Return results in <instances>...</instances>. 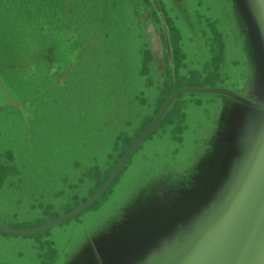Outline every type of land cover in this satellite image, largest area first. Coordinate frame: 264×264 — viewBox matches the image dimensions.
I'll use <instances>...</instances> for the list:
<instances>
[{
	"label": "water",
	"instance_id": "1",
	"mask_svg": "<svg viewBox=\"0 0 264 264\" xmlns=\"http://www.w3.org/2000/svg\"><path fill=\"white\" fill-rule=\"evenodd\" d=\"M134 1L0 0V110L31 126L25 107L59 113L61 99L75 134L63 149L47 142L38 150L24 126L20 139L4 130L0 209H12L2 199L9 192L34 217L0 222V234L38 241L85 218L131 169L117 204L90 226L96 245L77 251L73 243L70 264H264V0H218L227 14L204 15L192 6L199 0ZM57 9L70 17L79 52L63 83L45 57L58 38L44 35ZM108 54L119 80L99 68ZM81 60L97 68L85 75L83 106L72 108L68 86ZM198 97L212 102L211 115L191 134L185 113ZM159 140L172 145L147 147ZM0 264L31 263L7 256Z\"/></svg>",
	"mask_w": 264,
	"mask_h": 264
},
{
	"label": "rangeland",
	"instance_id": "2",
	"mask_svg": "<svg viewBox=\"0 0 264 264\" xmlns=\"http://www.w3.org/2000/svg\"><path fill=\"white\" fill-rule=\"evenodd\" d=\"M224 3H228L227 0H221ZM133 3H135L134 0H132ZM166 2L165 0H161L162 3ZM202 7L198 6L197 4L192 2V6L195 11H198L199 14L204 15L205 13L208 14H215L216 11H224L225 14H227L228 8L226 6H223L221 4H218V0H199ZM59 9V8H58ZM57 9L58 14H56V19L52 18L51 23L45 28L44 35L49 38L50 43L52 42V39L55 37L57 38L56 45L48 47L46 51V59L48 60V69L49 73L52 74L54 72H60L61 77L59 79V82L63 83L64 79L66 78V74L69 71H72L75 68L76 60L78 61V50L76 49L75 41L76 38L71 31L70 28H67V25L64 21H67L68 25H71L70 23V17L66 16L63 17V12H60ZM123 15H128L127 11L123 12ZM173 15V14H172ZM130 17V14H129ZM229 19V17H228ZM231 19V18H230ZM229 19V20H230ZM57 24V25H55ZM175 25L177 23L175 22ZM58 28V29H56ZM58 42V46H57ZM127 40V45H128ZM111 44H115L112 42ZM94 45L91 43L90 49L94 50ZM127 46L126 50L128 51L130 48ZM60 50H65L66 52L63 54V58L59 56ZM119 51L123 50L121 48H118ZM116 51L115 48L112 46L108 47L105 52H112L114 53ZM131 52V49H130ZM68 53V55H67ZM132 54V53H131ZM102 63L100 64V67L103 72L108 76L112 77L113 75L116 77V80L120 79V73L119 71H115L113 69V62L111 59V56L108 54L107 57H103ZM32 68V65H31ZM78 68L80 70L79 74H73L70 80V84L68 86V105L72 108H75L76 106H80L81 102L83 101V97L85 96L84 93V87H89V82L86 80L85 75L86 74H94L95 69L97 68V64L90 60H81L78 64ZM115 82V81H114ZM199 98V99H198ZM195 98L196 100H200L202 105L198 104V101L194 100L190 103V109L185 113L187 116V120L190 121V123L187 125L188 130H186L188 133L191 132V134L194 133L193 129L195 126L200 123L201 119L204 120L205 118L209 117L211 115L210 109L212 102L207 98L198 97ZM57 103H61V110L60 112L53 113V110L49 105H46L42 111H38L35 113H29V108L25 107L22 110V114L24 117H27L29 115V119H27V123L31 122V126H28L24 119L22 118L20 113H16L15 111H10L8 109H2L0 110V137L3 134L4 130L11 133L13 132L14 127V134L17 135V138L20 139V137L24 133V128L26 130V141L28 143H32L35 147V149L43 150L45 143H55L57 147L62 148V144L69 143L70 141L75 137V134L73 131L65 127L64 122L62 121L63 118L67 116V114L72 115V113H68L65 111L63 107V102L61 99L57 100ZM55 117L52 121V127H49L48 129H43L42 121H45L44 127L46 128L47 124L51 121V119ZM200 119V120H199ZM7 122V123H5ZM17 124V128H16ZM12 126V127H11ZM10 135L6 136V139H10ZM13 137H15L13 135ZM4 138V137H2ZM1 138V139H2ZM0 139V140H1ZM25 140V138H24ZM6 143V142H5ZM169 145H172L167 140H159L157 141L153 147L147 146L152 149H165L168 148ZM27 144L25 145V147ZM148 151V148L145 150L140 151L138 154L139 157L145 154V152ZM35 155L36 151L34 152ZM43 156H38L37 158L41 159L42 163L46 161V155L42 151ZM35 159V158H34ZM38 163V162H37ZM132 170L128 169L126 170V174L124 177H121L120 185L118 187L119 192H113L112 197L108 200L107 203L104 204L100 209H93L90 211V213L85 217L82 218L81 215L75 217L72 222L66 223L64 225L56 226L53 229L49 231V233L39 235L38 241H28L25 240L22 237H12L9 239H4L3 235L0 234V262H5L6 257L10 256L13 259H17V257L20 260L28 261L31 264H42L43 262L48 261L49 264H52L53 262L56 264L58 262L70 264L71 258L73 259L74 256V249H77V251L87 248L93 243L96 245L95 240V234L91 232L90 226H94V229L96 227V221L98 220V217H101L104 213L107 212L112 206L116 205L118 200L120 199V192L126 185V183L129 182V179L131 177ZM9 192L5 194V197L2 198L8 206L13 205L11 207L12 209H0V222H11V223H24L25 221L33 220V213L32 210H28L25 214L24 211V203L23 200L17 199V195L15 194H9V202L7 200V195ZM123 212V203L121 204V207L119 211L116 214H119ZM116 214H111V212H108L106 217L107 218H115ZM103 219V218H102ZM102 219H99L98 221H101ZM20 223V224H22ZM113 227V226H110ZM88 235H91V238H88ZM75 244L76 247L73 249V255L67 253L69 252V249L72 244ZM9 247V249H8ZM20 250H22V254H20ZM10 254V255H9Z\"/></svg>",
	"mask_w": 264,
	"mask_h": 264
}]
</instances>
